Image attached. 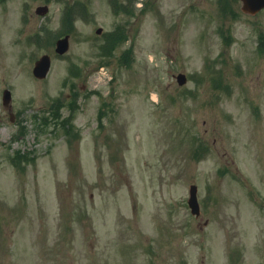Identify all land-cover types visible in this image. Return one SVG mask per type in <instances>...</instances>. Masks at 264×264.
<instances>
[{
  "label": "rangeland",
  "instance_id": "rangeland-1",
  "mask_svg": "<svg viewBox=\"0 0 264 264\" xmlns=\"http://www.w3.org/2000/svg\"><path fill=\"white\" fill-rule=\"evenodd\" d=\"M135 1L0 0V264H264V9Z\"/></svg>",
  "mask_w": 264,
  "mask_h": 264
},
{
  "label": "water",
  "instance_id": "water-1",
  "mask_svg": "<svg viewBox=\"0 0 264 264\" xmlns=\"http://www.w3.org/2000/svg\"><path fill=\"white\" fill-rule=\"evenodd\" d=\"M243 1V11L247 13H256L258 10L264 7V0H242ZM48 11L47 6H39L37 8V13L45 14ZM99 32L101 29L98 30ZM69 49V36H65L57 41V52L63 54ZM51 58L49 55H43L37 62L34 68V73L37 77L43 78L47 75L50 70ZM178 81L180 84H184L186 82V76L184 74H180L178 76ZM11 100V92L6 90L4 93V102L7 104ZM189 204L192 207V212L196 214H200V205L197 197V186L191 185L190 189V198Z\"/></svg>",
  "mask_w": 264,
  "mask_h": 264
},
{
  "label": "trees",
  "instance_id": "trees-1",
  "mask_svg": "<svg viewBox=\"0 0 264 264\" xmlns=\"http://www.w3.org/2000/svg\"><path fill=\"white\" fill-rule=\"evenodd\" d=\"M116 35V34H115Z\"/></svg>",
  "mask_w": 264,
  "mask_h": 264
}]
</instances>
